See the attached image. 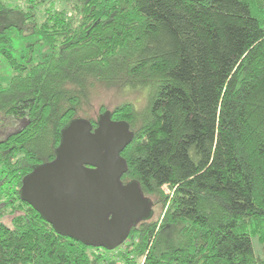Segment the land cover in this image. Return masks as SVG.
<instances>
[{"label": "trees", "instance_id": "obj_1", "mask_svg": "<svg viewBox=\"0 0 264 264\" xmlns=\"http://www.w3.org/2000/svg\"><path fill=\"white\" fill-rule=\"evenodd\" d=\"M12 1L0 0L13 72L0 81V264H264V0ZM26 30L36 39L18 58ZM98 87L134 132L121 181L165 209L114 250L59 234L20 193L71 120L97 127Z\"/></svg>", "mask_w": 264, "mask_h": 264}, {"label": "water", "instance_id": "obj_2", "mask_svg": "<svg viewBox=\"0 0 264 264\" xmlns=\"http://www.w3.org/2000/svg\"><path fill=\"white\" fill-rule=\"evenodd\" d=\"M134 132L106 110L97 127L76 118L61 132L56 158L37 165L23 181L21 198L64 236L114 250L131 227L153 215L138 181H121L127 163L121 153Z\"/></svg>", "mask_w": 264, "mask_h": 264}, {"label": "rangeland", "instance_id": "obj_3", "mask_svg": "<svg viewBox=\"0 0 264 264\" xmlns=\"http://www.w3.org/2000/svg\"><path fill=\"white\" fill-rule=\"evenodd\" d=\"M25 2H26V0H13L12 5H14V4L24 5ZM35 39H36V37L32 34V32L30 30H26L22 34H20V33L15 34L14 41H13L14 47H15V50L13 52L14 55L16 57L20 58L22 55L27 53L26 52V48H27L26 43L33 42V41H35ZM38 47L39 46L37 45L36 49H38ZM36 57H37V55L35 56V58ZM12 73L13 72H12V69H11L9 63L4 58V56L0 53V81L3 84H7L8 81L10 80ZM115 94L116 93L114 90H108V89H104L103 87H98L93 92V98H91V100H92L91 108L86 109V111L88 110V113L90 114L89 117H92L93 119H97L99 117V115L102 113L100 110V108L102 106L105 108H108V110H112L117 102L120 103L121 99L119 97H117V94L116 95ZM136 101H138L137 104H139V105L142 102L140 99H138V97L136 98ZM163 190L167 194H171L169 187L165 186L163 188ZM151 199L154 202V204H152V202L150 200V202L152 204L151 209L153 210V215L151 217L152 218L151 221H157L163 217L165 209L163 208L162 203L158 202L156 200V198L151 197ZM6 201L7 200L5 198L0 199L1 203H6ZM11 211H12V207H8L6 209V214H5L6 216L4 217L5 222H7L9 224H10V219L13 217V215H8L11 213ZM253 242H254V248H255L256 252L258 253V255L262 256L264 244L259 240L258 237H254Z\"/></svg>", "mask_w": 264, "mask_h": 264}]
</instances>
